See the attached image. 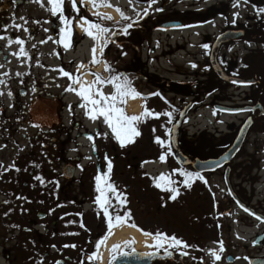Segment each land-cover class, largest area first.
Listing matches in <instances>:
<instances>
[{
    "label": "flooded vegetation",
    "instance_id": "flooded-vegetation-1",
    "mask_svg": "<svg viewBox=\"0 0 264 264\" xmlns=\"http://www.w3.org/2000/svg\"><path fill=\"white\" fill-rule=\"evenodd\" d=\"M234 1L247 3L256 15L247 21L235 20ZM74 2L75 9L73 0H65L63 5V16L69 21L66 28L59 15H52L49 0H0V36L5 37L0 40V79L4 81L0 87H6L0 102V140L6 144L0 145V214L10 199L14 209L11 221L16 222L10 230L12 246L5 252L6 259L12 258L13 264H99L103 244L99 242L107 237L108 217H125L131 209L132 192L138 191L144 198L134 203L139 209L146 207L142 214L147 216L142 218L147 219L154 211L152 205L158 204L156 212L169 228V233L163 235L174 236L187 247L172 246L165 240L145 252L131 245L117 247L111 252L109 264H121L119 258L137 253L157 255L151 264H264V74L260 76L253 68L264 58L260 52L264 50V38L258 33L264 26V9L252 0H228L213 7L191 0L183 10L176 7V0H156L151 8L150 0H142L137 20L123 23V14L117 10L119 20L105 27L110 32L108 51L114 48L116 52L109 60L110 71L105 65L107 77L94 72L93 80H100V87L111 91L110 97L116 96L114 102L125 105L128 117L142 116L147 109L159 119L163 115L172 120L174 126L189 106L179 127L177 146H172L170 133V150L164 155L166 163L161 165V160L146 158V142L159 136V119L145 116L135 121L132 126L141 135L134 138L135 143L121 147L110 128L103 132L101 127L87 126V108L80 106L85 104L83 101L66 102L67 95L76 91H67V76L78 80L81 73L76 69L77 62L68 60L65 43L75 50L83 42L84 36L74 29L77 20H87L86 29L92 20L104 25L89 12L96 9L94 4L88 8L83 0ZM146 8L148 14L144 15ZM217 18L223 24L210 37L209 28ZM125 28L126 41L117 47V38L125 34ZM135 28L139 30L136 37L132 35ZM65 31H70L68 41L64 39ZM229 31H244L245 36L221 46L218 65L226 77L252 81L250 85L230 84L212 67V47ZM162 33L169 34L167 38L182 35L184 45L176 49L184 53V60H191L184 66L196 69L189 71L190 76L183 81L173 79L162 68L161 61H166L168 54L159 53L155 47L149 49ZM189 37L199 39L190 44L191 48H202L195 56L188 50ZM16 39L23 44L10 43ZM239 46L253 49L242 55L234 52ZM21 47L26 56L12 55L19 54ZM93 57L97 63L101 61L97 55ZM179 85L187 87L186 94L178 92ZM130 90L141 101L138 115L127 111L129 101L125 95ZM6 99L11 104L7 105ZM219 107L248 111L226 113ZM206 109L238 117L239 125H231L228 133L210 129L185 136L186 124ZM218 121L211 120L210 125ZM247 122L251 127L241 149L229 161H221ZM22 129L24 132L18 136ZM68 136L91 146L83 148V153L79 147L84 142L80 141L76 149H68ZM7 148L11 151L8 157ZM158 164L160 172L155 168ZM181 172L194 179L187 181ZM162 175L178 191L175 200L171 199L174 193L155 187L157 183L163 185L159 180ZM98 176L108 177L100 181L102 188L110 184L115 189L105 192L110 203L103 207L97 203ZM185 183L190 186L185 187ZM24 219L26 225H20ZM24 245L27 256L20 262Z\"/></svg>",
    "mask_w": 264,
    "mask_h": 264
},
{
    "label": "rangeland",
    "instance_id": "rangeland-1",
    "mask_svg": "<svg viewBox=\"0 0 264 264\" xmlns=\"http://www.w3.org/2000/svg\"><path fill=\"white\" fill-rule=\"evenodd\" d=\"M85 3H92V0H83ZM191 0H176V2L174 3L176 5L177 8H179L180 10H183L185 8V6L187 4H190ZM199 1H203V4L207 7H213L218 5L219 3L222 2H226L228 0H199ZM95 4L96 9H101V8H115L117 10H120L121 14L124 15V17H128V19H122L123 23H126L128 20H136V17L138 16V11L136 9H133V6L135 5L134 3L131 4L130 0H95ZM111 5L110 7H106L103 5ZM234 5V11L233 14L234 16L236 15L235 20L237 21H247V18H253L256 15V12L254 10L253 7H251L250 5H248L245 2H233ZM89 12L92 13V11L89 9ZM118 13V12H117ZM131 18V19H130ZM101 21L104 22V26H108L110 25V23L113 20H108V19H102ZM106 24V25H105ZM223 24V21L221 18H217L215 21L212 22L210 28H209V33H210V37L215 36L218 32L219 29L221 27V25ZM103 25V24H102ZM86 27L84 28L85 31ZM86 33V32H85ZM103 38H104V42H102L103 45V52L105 50V46L107 44V40L109 37L108 33H104L103 32ZM81 35V34H80ZM172 35V34H171ZM82 36V35H81ZM95 36V35H94ZM169 34L167 33H162L156 36L155 38V42H153V44L150 45L151 49L152 47H155L157 49V51L159 53H164V54H168V59L166 61H161V65L162 68L166 71H168L169 76L172 77L173 79L179 80V81H183L185 79H187L190 75H188L189 71L192 70H196L193 69L190 65H186L184 66V64H190V61H186L184 60V53L181 51H177L176 47L178 45L182 46L184 45L182 42V39L180 38V36H182L181 34H176L173 35V38L169 37ZM184 38L186 37V34L183 35ZM160 39V42L158 41ZM189 44H188V50L190 53H193L195 56L198 51H201L202 48H191L190 44L191 43H197L199 41L198 38L193 37L188 39ZM96 48V42L95 39H92L90 36L87 37V41L82 42V44L79 46L78 49V55L75 57H71L70 60H76L78 62V64H86L87 67H90L92 65V67H94L95 69L98 67V65H103V70L105 71V63H104V58L103 55L101 57V61L98 63H92L93 60V49ZM206 48V47H204ZM253 46H239L237 49L234 50V52L239 53V54H245L248 51H252ZM119 51L121 52V54H124V49L120 48ZM116 52V49H112L110 48V50L108 51V58L109 60H111V58L113 57V54ZM241 56V55H240ZM76 63V69L80 70V65H78ZM183 65V66H182ZM71 71H74V69L72 68ZM85 72L90 73V72H94V71H88L86 70ZM106 72V71H105ZM68 74H70V71H68ZM69 76V75H68ZM66 78V82H67V91H69L68 89H73L75 88L76 91L69 93L66 97V102L67 103H71V102H79V101H83L85 103L84 100H82L80 98V96H78L76 93L79 92L81 90V85L79 84V87L77 86L78 82L75 80L74 78H70L68 77ZM81 75H79L78 81L81 82ZM94 79H96V77L93 76ZM100 82V81H99ZM94 84L93 79L90 80L89 84H85L87 85H92ZM101 86V83L99 86L94 87L93 89V98L95 99H99V97L95 96L94 93L95 91L99 90L103 93L104 96L106 97H110V90H103ZM240 92H245V90H240ZM0 93H3V95H6V87L2 86L0 87ZM121 94V92H120ZM3 95H0V102L1 100L3 101L2 97ZM136 99V98H135ZM125 100L126 102H134L135 100L132 98V96L127 93L125 95ZM6 104L9 105L11 104L10 100L6 99ZM110 103H113L112 101H110ZM116 107L119 109H122L124 114L125 113V105H122L120 103H116L114 102ZM179 104L182 103L180 100L178 102ZM93 106L88 104L86 105L87 108V126L91 129L95 128V127H101V129L103 130V132L107 131L109 129L108 125L104 122L103 117H98L95 121H93L92 119H89V115L91 114L88 109H91ZM141 110V109H140ZM140 114V113H139ZM127 116V115H126ZM165 116L162 115V118L159 119L160 123L159 125L156 127L157 128V133L159 136H152L154 140H149L146 142V151H147V156L146 158L150 161L152 160H161V157H164V155H167V150H170V133H171V129L173 126V121L172 120H167V118H164ZM197 119L194 122H188L185 126V136H192L193 133L197 132V133H205L207 131H210V129L212 131L217 130L219 133H228L230 131L229 127L231 125H239V119L238 117H232V116H228V115H220L217 113H214L212 109H206L203 110L202 112H200L197 117ZM219 118L218 123H214V125H210V121ZM66 121L67 124H69V115H66ZM21 127V126H20ZM24 132V130L22 129L21 131H19L17 134L18 136H21V134ZM75 134V133H74ZM68 138L71 139V143L68 145V149H76L77 146V142H84V146L83 147H79L82 148L83 153H85V151L83 150V148H89L91 145L90 143L83 141V140H77L76 136H68ZM159 139L160 141H162V143H156L155 141ZM0 145H6L4 141L0 140ZM10 148V147H9ZM9 148L6 149V153L7 157L11 155V151L9 150ZM72 156H74V154H72ZM161 156V157H159ZM166 157H164V161H161V165L166 163ZM160 164H158V166H156L155 168H157V170L160 172ZM154 193V192H153ZM132 199H131V209L128 211V214L125 216L127 217L125 219L124 223H120L117 225V222L115 220V218H112L111 221L108 220V224L111 223L113 226L111 228L108 229L106 236L112 231V229H114L115 227L121 226V225H135V226H139L141 227L143 230H145L148 234H150L151 236L155 237L157 239V234H166L169 233V228L167 227V223H165V225L162 223V216L160 213L156 212V209L158 207V204L154 203L153 209L154 211H152L149 215L148 214V218L144 219L142 217L147 216L145 214H142L144 212V210L146 209V207H143L142 209H139L137 207V205L134 203L135 199H141L143 201V195L141 196V194H139V192H132ZM3 198L0 195V201H2ZM9 201V205L3 206L2 207V211L0 214L1 217V221H0V264H13L12 258H9L8 260L5 257V252L6 251H10L11 250V246L12 243L10 242V240L12 239V235L13 232L10 231L11 227L14 225V223L16 224V222L11 221V219H13V214H14V209L11 206L12 203L10 201V199H8ZM11 204V205H10ZM142 205V203H141ZM154 212V213H153ZM130 214V215H129ZM123 215V214H122ZM122 215H120L122 217ZM169 221V218H168ZM166 221V222H168ZM23 223L20 225H26V221L25 219L22 221ZM18 224V226H20ZM166 227H167V231H166ZM7 240V242H6ZM160 241V239H157V243L156 245L152 248H156L158 242ZM168 241V240H165ZM125 246H130V245H125ZM125 246H123L122 248H124ZM135 248L134 245H131ZM161 246V245H160ZM164 246H167L166 243H164ZM27 246L24 245V247L22 248V250L19 253V261L20 262H24L26 260V256H27ZM150 249V250H152ZM147 250V251H150ZM15 255H13L14 257Z\"/></svg>",
    "mask_w": 264,
    "mask_h": 264
},
{
    "label": "snow or ice",
    "instance_id": "snow-or-ice-1",
    "mask_svg": "<svg viewBox=\"0 0 264 264\" xmlns=\"http://www.w3.org/2000/svg\"><path fill=\"white\" fill-rule=\"evenodd\" d=\"M94 7L97 6L95 4V0H92ZM49 3L52 5L51 8V12L53 16H57L59 15L61 22L65 24L66 28L69 26V21L63 16V5L65 3V0H49ZM156 3V0H150V3L148 4V8H151L152 4ZM106 7H110L111 5H103ZM76 5L75 2L73 0V8L75 9ZM157 11H162V9H157ZM148 14V9H145L144 15ZM123 19H128V17H123ZM110 19V18H109ZM82 23H88L87 20H84L82 18ZM98 27L97 25H93V24H89L88 29H85V32L87 35L91 36V29L92 28H96ZM128 27H131V25H129ZM25 31H27V29H25ZM63 31V30H62ZM100 31H106L101 29ZM124 33H127V28L123 29ZM93 39H96L95 36H92ZM5 39V37L0 36V40ZM64 39L65 41L70 40V31H65L64 32ZM10 43H15L17 45H22L23 41L20 39H16ZM10 46V45H9ZM69 44L65 43V47H68ZM93 53H95V49L92 50ZM102 49H101V53H102ZM12 55H17V58H19V56H26L27 54L25 53L23 47L20 48L19 54L17 53H12ZM92 63H97V61L95 60V57H93ZM0 67H3V65H0ZM193 67H195V65H193ZM64 75H68L67 73H64ZM99 79V78H98ZM117 80H119V77H116ZM76 81H74L75 83ZM0 83H4V81L2 79H0ZM95 85H87L86 87L84 85H81V90L79 92H77L76 94L78 96H80V98L82 100L85 101V104H81V107H86V105L90 104L93 107L91 109H88V111L91 113L89 115V119H92L93 121H95L98 117H103L104 122L108 125V127L111 129V132L113 134V136L115 137V139L120 143L121 147H126L128 144H133L135 143V137H139L141 135V133L139 131H137L132 125L135 121H139L142 119V117H151L154 119H159V115H156L152 112H149L147 109H145V111L142 113V116H133V117H128L124 114L122 109H119L116 107L114 101H116V96H111V97H106L103 95V93L99 90L95 91L94 95L99 97V99H95L93 98V89H94ZM69 91H71L72 89H68ZM117 91H120V86H117ZM129 94L132 96L133 99L137 98L138 94L134 93V91H129ZM0 95H3V93H0ZM10 95V93H9ZM110 101H112L113 103H110ZM121 102H123V98H121ZM164 115H170L168 113H164ZM155 131V129L153 130ZM89 139H91V137H89ZM156 143H162V141H160L159 139H157L155 141ZM161 161H164V157L160 158ZM109 167V172L111 171V164L109 163L108 165ZM180 175L187 176V181H192L194 178L189 175V174H185L183 172L179 173ZM37 179H39V177H37ZM108 177L104 176V177H100L98 176L96 178L97 180V187H96V191L100 193V196L97 197V203L101 204V206L103 207V205L105 204H109L110 201L106 198L105 192L106 191H111L114 192L115 189L112 185L108 184L106 185V188H102L100 186V181L101 180H107ZM195 179H199V177H196ZM159 180L161 182H163V185L161 183H157L155 184V187L159 188L161 191H165V192H172L174 193L171 196L172 200H175L177 198V196L179 195L178 191L174 188H171L169 185L171 183V180L169 178H166L165 176H160ZM190 184L189 183H185V187H189ZM120 198L118 197V200ZM126 201V197L123 198ZM105 215L107 216V212H105ZM130 215V214H129ZM251 215V213H250ZM127 217H121V216H117L115 217V220L117 222V225L120 223H124L125 219ZM109 221L112 220V217H108ZM259 219V218H258ZM82 226V225H81ZM113 225L111 223H109V228H111ZM71 235H76L75 233H72ZM157 239L160 240H168L170 241L172 246H177V247H187L186 244H183L179 239H177L176 237H166L163 234H157ZM99 243H103V241H100ZM99 246V244H98ZM65 247H69V245H65ZM71 247H75V245H71ZM221 251H223V247L221 245ZM95 257H93L94 259ZM217 259H219V257H217Z\"/></svg>",
    "mask_w": 264,
    "mask_h": 264
},
{
    "label": "bare ground",
    "instance_id": "bare-ground-1",
    "mask_svg": "<svg viewBox=\"0 0 264 264\" xmlns=\"http://www.w3.org/2000/svg\"><path fill=\"white\" fill-rule=\"evenodd\" d=\"M94 16H103L113 20H118L117 13L111 8H104L98 11L93 12ZM85 24L81 22V20H77L75 23V28L78 33H82L84 31ZM98 55H101V49L103 50L102 45V37H99L98 40ZM87 66L85 65L83 68L79 70L82 73L81 81L85 84H89L91 80L90 74L86 71ZM96 70L98 72L103 71V65H99ZM134 102H128L127 111L132 115H138L141 109V101L136 98ZM157 243L156 238H152L146 235L141 234L137 229L122 225L113 229L103 241L101 246L98 259L99 264H109L111 259V252L116 247H123L125 245H134L138 252H145L147 250L152 249Z\"/></svg>",
    "mask_w": 264,
    "mask_h": 264
},
{
    "label": "water",
    "instance_id": "water-1",
    "mask_svg": "<svg viewBox=\"0 0 264 264\" xmlns=\"http://www.w3.org/2000/svg\"><path fill=\"white\" fill-rule=\"evenodd\" d=\"M245 36L244 31H229L223 35H221L214 43L213 47H212V59H211V63H212V67L215 70V72L226 82L230 83V84H236V85H242V86H246V85H250L252 83V81H245V80H241V79H236V78H229L226 77L221 68L218 65V60H217V55L220 51L221 46L224 43H228L230 41H239L241 40L243 37ZM116 36H114L115 38ZM67 55L71 52L70 50V44L67 47ZM219 109L223 112L226 113H236L237 112H247V109H242V110H233L230 108H226V107H219ZM189 111V106L186 107L182 113L179 116V120L178 122L173 126L172 128V138H171V143L172 146L176 148L177 146V138H178V132H179V127L184 119V117L186 116L187 112ZM250 124L249 122H247L242 129L240 130V135L236 141V143L230 148L229 152L222 158L221 161H229L236 153L237 151H239L244 143L245 137L247 135V133L250 130ZM211 163H206V165H209ZM158 256L153 254V253H137V254H131V255H125L122 256L121 258L118 259V262H120L121 264H151L153 262L154 259H156Z\"/></svg>",
    "mask_w": 264,
    "mask_h": 264
},
{
    "label": "trees",
    "instance_id": "trees-1",
    "mask_svg": "<svg viewBox=\"0 0 264 264\" xmlns=\"http://www.w3.org/2000/svg\"><path fill=\"white\" fill-rule=\"evenodd\" d=\"M135 2L137 3H140L142 0H134ZM253 2H255L259 7H261L262 9H264V0H252ZM216 15H221L220 12H217ZM264 20V19H263ZM90 24H94V25H97L98 27H101L100 23L99 22H94V20H92L91 22H89ZM138 29L135 28V29H132V35L133 36H137L138 34ZM258 33L262 35V37L264 38V26L263 27H260L259 30H258ZM126 41V34H123L122 36L118 37L117 38V43H116V46L117 47H122L124 44V42ZM109 44L106 45V48H105V51L103 53V57H104V62L106 64V66L108 67V71L111 70V68H109V58H108V48H109ZM262 53H264V50L260 51ZM257 61V60H255ZM253 68H256L257 69V73L261 76L263 75L264 73V58H260L259 61H258V64L256 67H253ZM118 73V72H117ZM178 92L180 94H186L187 93V87L186 86H182V85H179L178 86ZM143 234L145 235H150L148 234L146 231L142 230L141 228H138Z\"/></svg>",
    "mask_w": 264,
    "mask_h": 264
}]
</instances>
